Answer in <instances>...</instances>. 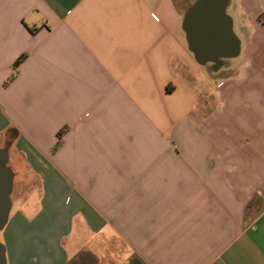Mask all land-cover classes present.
<instances>
[{
	"label": "crops",
	"instance_id": "crops-1",
	"mask_svg": "<svg viewBox=\"0 0 264 264\" xmlns=\"http://www.w3.org/2000/svg\"><path fill=\"white\" fill-rule=\"evenodd\" d=\"M194 1L0 0V148L39 183L12 187L6 264H264V0H229L218 70Z\"/></svg>",
	"mask_w": 264,
	"mask_h": 264
},
{
	"label": "water",
	"instance_id": "water-1",
	"mask_svg": "<svg viewBox=\"0 0 264 264\" xmlns=\"http://www.w3.org/2000/svg\"><path fill=\"white\" fill-rule=\"evenodd\" d=\"M229 0H195L185 11L182 29L188 50L200 65L214 64L218 70L224 60L238 56L240 43L226 13ZM10 144L0 148V232L11 208L13 172L7 166ZM0 264H6L5 248L0 242Z\"/></svg>",
	"mask_w": 264,
	"mask_h": 264
},
{
	"label": "rangeland",
	"instance_id": "rangeland-1",
	"mask_svg": "<svg viewBox=\"0 0 264 264\" xmlns=\"http://www.w3.org/2000/svg\"><path fill=\"white\" fill-rule=\"evenodd\" d=\"M230 13V16H233V13L230 11H228V14ZM234 17V16H233ZM232 17V19H233ZM234 21V26H233V30L234 33L237 35V25H235V17L233 19ZM229 63L232 64H237L236 59L230 60ZM214 68V64L211 65ZM262 116L264 117V111H262ZM260 132L264 133V123H262L260 125ZM10 157H11V161L10 164L7 163V166L9 168H12L15 173L17 174L16 178H15V183L13 186V193H12V202L16 201L17 198L22 199L25 197V195L28 193V191L30 190L29 187L31 186H38V181L37 178H35V176L33 175V173L31 174V172L28 169L27 163L25 160H23V158L21 157H17L14 156L12 150L10 151ZM25 180V182H24ZM17 204L14 202V210H16ZM105 237L108 239V233H105ZM1 238V236H0ZM91 238V237H90ZM91 239H87V242H89ZM89 244H91V242H89ZM103 246V245H102ZM99 249V253L98 256L102 259L105 258V249H107V247H102ZM90 248L92 250H96L94 245H90Z\"/></svg>",
	"mask_w": 264,
	"mask_h": 264
},
{
	"label": "trees",
	"instance_id": "trees-1",
	"mask_svg": "<svg viewBox=\"0 0 264 264\" xmlns=\"http://www.w3.org/2000/svg\"><path fill=\"white\" fill-rule=\"evenodd\" d=\"M20 60H21V59H19V60H17V61L15 62V67L19 64ZM59 140H60V134H58V143H59ZM58 143H57V144H58Z\"/></svg>",
	"mask_w": 264,
	"mask_h": 264
}]
</instances>
